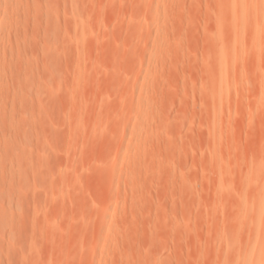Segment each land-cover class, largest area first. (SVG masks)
<instances>
[{"label": "rangeland", "instance_id": "1", "mask_svg": "<svg viewBox=\"0 0 264 264\" xmlns=\"http://www.w3.org/2000/svg\"><path fill=\"white\" fill-rule=\"evenodd\" d=\"M0 264H264V0H0Z\"/></svg>", "mask_w": 264, "mask_h": 264}, {"label": "bare ground", "instance_id": "2", "mask_svg": "<svg viewBox=\"0 0 264 264\" xmlns=\"http://www.w3.org/2000/svg\"><path fill=\"white\" fill-rule=\"evenodd\" d=\"M64 108V107H63ZM65 117V116H64Z\"/></svg>", "mask_w": 264, "mask_h": 264}]
</instances>
